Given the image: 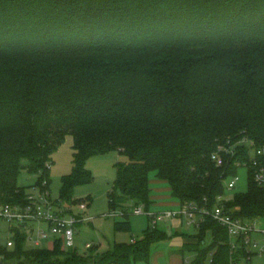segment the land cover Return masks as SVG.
<instances>
[{"label": "trees", "instance_id": "trees-1", "mask_svg": "<svg viewBox=\"0 0 264 264\" xmlns=\"http://www.w3.org/2000/svg\"><path fill=\"white\" fill-rule=\"evenodd\" d=\"M72 134V170L59 198L91 183L88 159L119 150L109 212L130 231L132 208L151 200V171L180 202L225 195V178L248 165L249 187L223 203L235 217L264 218V187L253 178L252 140L264 146V0H0V201L23 202L22 169L47 178L53 154ZM234 146L225 163L211 155ZM181 253L187 264H251L240 238L213 217ZM211 234L206 242L207 233ZM1 264H134L170 237L148 226L142 239L79 253L61 240L33 247L15 230ZM250 256V258H249Z\"/></svg>", "mask_w": 264, "mask_h": 264}, {"label": "rangeland", "instance_id": "rangeland-1", "mask_svg": "<svg viewBox=\"0 0 264 264\" xmlns=\"http://www.w3.org/2000/svg\"><path fill=\"white\" fill-rule=\"evenodd\" d=\"M73 143L74 137L68 134L60 147L53 154V162L50 168V188L54 197H59L61 188V178L64 174L72 170L73 162ZM128 157L119 150H111L105 153L95 154L87 161V167L92 170L94 179L91 183L82 184L75 188L74 197L76 201L71 204L75 213H80L79 202L88 200V207L83 212L84 220L77 223L75 233V247L79 253H84L85 246L90 243L95 245L98 251H106L113 247L115 242L140 240L149 226L148 215L145 212H132L130 215L132 229L130 231H118L115 228V221L121 219L117 215L109 212L108 191L112 188L117 175V164L120 161H127ZM237 181L235 187L229 189L226 187V193L223 198L228 199L239 192H244L249 187V172L247 166H240L237 171ZM151 187L153 192L157 193L155 188H166L164 194L167 198L164 200L156 199L150 210L154 212H163L167 210L180 209V203L172 196L170 186L166 181L156 177V172L150 173ZM36 180V174L22 169L19 176V184L29 186ZM150 207V206H149ZM149 209V208H146ZM264 224V218L262 219ZM45 226V225H44ZM158 227L167 231L169 238L154 242L151 245L149 261H137L134 264H173L175 261L181 263L179 256L181 246L185 237L183 234H194L197 228L188 224L186 220L180 218H166L158 222ZM211 234L208 232L206 242H210ZM29 245V244H28ZM91 250V249H90ZM195 252L185 253V261H191ZM205 264H209L207 260ZM251 264H264V253L255 254L252 257Z\"/></svg>", "mask_w": 264, "mask_h": 264}, {"label": "built area", "instance_id": "built-area-1", "mask_svg": "<svg viewBox=\"0 0 264 264\" xmlns=\"http://www.w3.org/2000/svg\"><path fill=\"white\" fill-rule=\"evenodd\" d=\"M251 148L250 165L254 167V181L264 187V146L256 147L252 140L245 139ZM234 146L219 145L213 151L211 158L216 165L225 163V154H234ZM239 166H247L237 162ZM237 175L225 178L227 188L235 187ZM224 195L219 197V201L212 207L205 198L203 203L198 201L180 202V209L154 212L146 209L144 204L136 205L132 212H145L148 215L149 225L158 226V222L166 218H180L186 220L188 224L199 226L206 216L213 217L217 222L227 227L230 236V243L233 250L237 249L241 238L248 251L252 253L251 258L258 253H264V224L262 217L253 219L235 217L226 210L223 203ZM88 200L79 202L80 213H75L73 206H68L59 197H54L47 178L41 182L34 181L26 191L23 202H1L0 201V231L5 232V237L0 236V264L4 258L2 247L12 249L15 246V230L20 229L26 234V243L33 247L52 248L55 241L61 240L65 249L75 247L76 225L85 219L88 207ZM114 215L117 211L112 212ZM4 224V225H3ZM45 225V226H44ZM134 241V240H132ZM93 244L88 243L85 250L91 249ZM250 258V256H249Z\"/></svg>", "mask_w": 264, "mask_h": 264}, {"label": "crops", "instance_id": "crops-1", "mask_svg": "<svg viewBox=\"0 0 264 264\" xmlns=\"http://www.w3.org/2000/svg\"><path fill=\"white\" fill-rule=\"evenodd\" d=\"M170 186V185H169ZM151 189H152V191H151V200H152V202H151V204H150V207H149V209H151V207L153 206V204H154V202H155V200L156 199H161V200H164V199H166L167 198V195H165L164 194V192H165V190H166V188H163V187H157V188H155V190H156V192L157 193H154L153 191V188L151 187ZM168 189H170V191H171V187H169ZM171 193H172V191H171ZM173 196V195H172ZM174 197V196H173ZM176 199V198H175ZM177 200V199H176ZM179 203H180V201L179 200H177ZM180 205V204H179ZM181 221H182V223H183V220L181 219ZM4 225V224H3ZM196 228V227H195ZM0 236H2V237H5V232L4 231H0ZM187 239H189V238H187V237H185V240H184V242L187 240ZM94 248H97L95 245H94ZM90 250V249H89ZM88 250V251H89ZM85 251H87V250H85ZM175 256H179L180 258H181V263L180 264H185L186 263V261H185V255H183L181 252H180V255H175ZM189 262V261H188ZM173 264H179V259H178V262L177 261H175Z\"/></svg>", "mask_w": 264, "mask_h": 264}, {"label": "bare ground", "instance_id": "bare-ground-1", "mask_svg": "<svg viewBox=\"0 0 264 264\" xmlns=\"http://www.w3.org/2000/svg\"><path fill=\"white\" fill-rule=\"evenodd\" d=\"M227 207V206H226Z\"/></svg>", "mask_w": 264, "mask_h": 264}]
</instances>
